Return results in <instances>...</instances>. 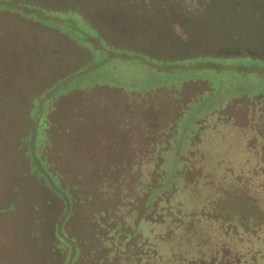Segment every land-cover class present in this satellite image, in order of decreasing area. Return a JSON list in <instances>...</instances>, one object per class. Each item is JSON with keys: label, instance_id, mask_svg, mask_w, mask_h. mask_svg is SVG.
Wrapping results in <instances>:
<instances>
[{"label": "rangeland", "instance_id": "obj_1", "mask_svg": "<svg viewBox=\"0 0 264 264\" xmlns=\"http://www.w3.org/2000/svg\"><path fill=\"white\" fill-rule=\"evenodd\" d=\"M0 264H264V0H0Z\"/></svg>", "mask_w": 264, "mask_h": 264}]
</instances>
